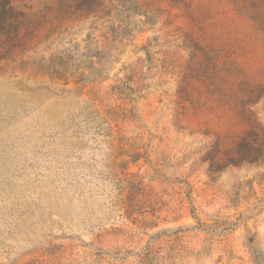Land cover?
<instances>
[{"label": "rangeland", "instance_id": "374dc122", "mask_svg": "<svg viewBox=\"0 0 264 264\" xmlns=\"http://www.w3.org/2000/svg\"><path fill=\"white\" fill-rule=\"evenodd\" d=\"M0 264H264V0H0Z\"/></svg>", "mask_w": 264, "mask_h": 264}]
</instances>
